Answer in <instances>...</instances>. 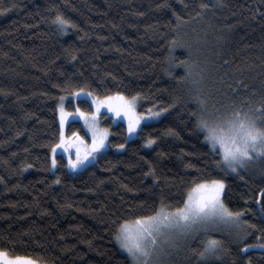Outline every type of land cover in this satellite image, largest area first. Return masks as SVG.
Segmentation results:
<instances>
[{"label":"trees","instance_id":"obj_1","mask_svg":"<svg viewBox=\"0 0 264 264\" xmlns=\"http://www.w3.org/2000/svg\"><path fill=\"white\" fill-rule=\"evenodd\" d=\"M0 8V249L44 264H130L115 243L117 221L162 201L180 206L192 183L222 179L240 231L219 237L216 256L200 258L197 247L179 264H264V249L244 250L264 243L256 239L264 158L222 169L197 128L201 100L207 109L264 102V0H0ZM79 88L139 94V112L166 111L131 139L104 114L110 147L76 172L57 154L52 170L57 105ZM76 106L92 111L89 100L66 102ZM67 130L89 141L80 121Z\"/></svg>","mask_w":264,"mask_h":264},{"label":"snow or ice","instance_id":"obj_2","mask_svg":"<svg viewBox=\"0 0 264 264\" xmlns=\"http://www.w3.org/2000/svg\"><path fill=\"white\" fill-rule=\"evenodd\" d=\"M208 7V5H201ZM7 9L0 8V12ZM181 17H177L179 21ZM56 21L61 25H67L70 21L65 20L62 16H57ZM175 40L173 44L175 45ZM183 47L184 45H176ZM187 67V66H186ZM77 97H83L87 100L92 97L93 93L86 92L83 88L77 89L71 93ZM139 96V94H137ZM137 96L130 99L122 93H116L115 97L109 96L100 100L98 97L93 98L92 103L96 107L95 112L86 113L79 106L76 107L75 113L68 112L63 104L64 97H60L61 103L58 105L59 110V142L51 146L53 167L56 166V152L58 148L76 147V158L73 160L69 156V166L77 168L82 166L93 152L104 148L107 139V129H99L96 124V117L99 109L104 103L120 116L123 112L128 119V132L134 133L140 125V121L148 117H156L160 112L149 110L147 114L138 113L135 110ZM118 100L119 103L113 106L111 101ZM200 107L197 128L204 134V140L209 150L219 157L217 166L225 170L237 172L245 168L251 161L256 158H264V102L258 107L251 104L232 101L231 105L224 106L223 111L216 109L209 111L205 101L198 102ZM166 111V109H161ZM78 114L84 119L85 125L92 134V143L86 145L83 136L79 133H72L75 141H70L64 134L65 123L68 117ZM193 115H197L193 113ZM154 138L146 141L147 145H152ZM81 145L84 146L83 155L81 154ZM123 148L124 145H117ZM59 182V181H57ZM225 191V182L222 179L200 180L192 183L184 194L182 204L177 207H171L161 202V205L149 215H137L133 220L117 221V231L115 239L119 242L120 247L126 250L131 257L133 264H152V257L157 254L162 247L163 242H168L176 234H189L193 232H202L207 237L201 243L199 256L203 259L216 256L222 247V241L215 236H208L209 231H219L220 226L231 229H239L241 224V212L233 211L224 202L223 194ZM264 198V189L260 191L258 203ZM259 211L264 216V204L260 205ZM247 224V221H244ZM252 227H256L252 225ZM245 235H250L245 229ZM264 237L257 236L260 240ZM258 247L264 249V243L249 245L244 244V250ZM195 251V249L193 250ZM6 251L0 249V261L4 264H37L30 257H16L12 260H5ZM249 264L251 261L249 260Z\"/></svg>","mask_w":264,"mask_h":264},{"label":"rangeland","instance_id":"obj_3","mask_svg":"<svg viewBox=\"0 0 264 264\" xmlns=\"http://www.w3.org/2000/svg\"><path fill=\"white\" fill-rule=\"evenodd\" d=\"M109 96L115 97V94H112V95H109ZM109 96H106V97H109ZM63 97H64L63 104H64L65 109H66V102L67 101H69V100L76 101L78 99L83 98V97L74 96L72 94L64 95ZM93 98H96V97L92 96V97H88V99H87V100H89V102H90V104L92 106V111L91 112H95L96 111V107L92 103ZM104 98L105 97H102V98H99V99L103 100ZM128 98L130 99L131 97H128ZM60 103H61V101L58 103V105ZM111 103L113 104V106H115L116 104L119 103V101L114 99L113 101H111ZM58 105H57V113H58V124H59ZM214 107L216 109H220L221 111H223V109H224L223 106H219L218 105V106H211L210 109L208 108V110L211 111V110H213ZM135 110H136V112L141 113V112L138 111V98L136 100ZM149 110L154 111V112H160V115L156 116V117H148L147 115H145V118L140 121V125L135 129L134 133L130 134L128 132V119H127V117L124 116L123 112L121 113L120 116H116L115 113L109 109L108 103L106 102V103L103 104V106L100 107L99 113L97 114V117H96V124H97L98 128L99 129H107L108 135H107V139L105 141V145L106 146L104 148H101V149L93 152V154L88 157L87 161H85V163L82 166L77 167V168H72V167L69 166V156H71V158L73 160L76 158V155H75L76 154V147L75 146L69 147L68 150H65V148H63V147L62 148H58L57 152H56V155L57 154H62L65 157V159L67 161L66 166H67L68 170H70L72 172L79 171V170L83 169L86 165H88L89 163H92L101 151H103L105 149H108L110 147V144H109L110 130H109V128L107 126H104L102 124V120H103L104 114H105L104 117L111 118L113 123H116V122H119V121L124 123L125 131H126V138L127 139H131V138H133V137H135L137 135V132H138L140 126L143 123L156 121V120L160 119L163 116V114H164V111L161 112L160 110H157L155 108H150L146 112H142V113L147 114V112ZM67 111L75 113V110H72V111L71 110H67ZM91 112H89V113H91ZM74 120L75 121H80V123H81V125H82L86 135L88 136V139H89V141H85L86 145L90 146L91 143H92V134L88 130L87 125H85L84 119L79 117L78 114H74L73 116L68 117V121L65 123V127H64L65 137L66 138H70V141H75L76 140V138L72 137V133H74V132L79 133V132L78 131L68 132V130H67L68 122L74 121ZM59 138H60V128H59ZM58 142H59V140L56 143H58ZM123 148L116 147L115 150L116 151H120V150H123ZM83 151H84V146L81 145V154L82 155H83ZM258 159L259 158L254 159L253 162L258 160ZM51 161H52V152H51ZM54 168L55 167H53L52 164H51V169L53 170ZM228 171L232 172L230 169ZM240 229H241V224H240V228L239 229H237L235 227H233L231 229H228V228H225L224 226L221 225L219 231H209L208 232V236H215L217 239H219L220 236L229 235L231 232H239ZM206 238L207 237H205L202 234V232H193V233H189L187 235H185V234H176L168 242H163L162 243V247L158 250L157 254H155L152 257V264H175V263L179 264L180 261L183 260L186 256L190 255V253H192L194 249H196L197 247L200 248L202 246L201 242L204 239H206ZM115 243H116L119 251L121 253H123L129 259L130 264H133L131 257L127 254L126 250H124V249H122L120 247V244H119V242L116 239H115ZM16 257H25V256H9V255H7L4 259L5 260H12V259H14ZM0 264H4V262L0 261ZM37 264H44V263L37 262Z\"/></svg>","mask_w":264,"mask_h":264},{"label":"bare ground","instance_id":"obj_4","mask_svg":"<svg viewBox=\"0 0 264 264\" xmlns=\"http://www.w3.org/2000/svg\"><path fill=\"white\" fill-rule=\"evenodd\" d=\"M120 122V121H119ZM122 124V123H121ZM126 136V135H125ZM258 206H259V204H258ZM258 206H257V208H258ZM260 209V208H259ZM259 209H258V211H259ZM260 213V215H261V212H259ZM264 218V217H263Z\"/></svg>","mask_w":264,"mask_h":264},{"label":"water","instance_id":"obj_5","mask_svg":"<svg viewBox=\"0 0 264 264\" xmlns=\"http://www.w3.org/2000/svg\"><path fill=\"white\" fill-rule=\"evenodd\" d=\"M259 204V203H258ZM258 209H259V206H258ZM260 212V211H259Z\"/></svg>","mask_w":264,"mask_h":264}]
</instances>
